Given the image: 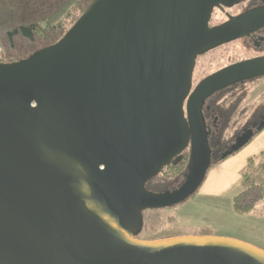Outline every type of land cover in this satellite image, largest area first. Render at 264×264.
Here are the masks:
<instances>
[{"label":"water","instance_id":"95a60500","mask_svg":"<svg viewBox=\"0 0 264 264\" xmlns=\"http://www.w3.org/2000/svg\"><path fill=\"white\" fill-rule=\"evenodd\" d=\"M240 1L92 0L54 44L0 62V264H264V250L230 237L135 236L144 210L203 183L204 101L264 75V57L246 59L191 90L196 55L243 34L232 18L209 28L213 5ZM185 150L182 181L148 191Z\"/></svg>","mask_w":264,"mask_h":264},{"label":"trees","instance_id":"16d2710c","mask_svg":"<svg viewBox=\"0 0 264 264\" xmlns=\"http://www.w3.org/2000/svg\"><path fill=\"white\" fill-rule=\"evenodd\" d=\"M91 1L92 0H0V60H5L7 58L6 62H13L27 57L37 49L54 44L65 35L69 27L87 8ZM225 92L226 91L223 93ZM219 96L215 103L219 100ZM214 107L217 112H220L223 116L226 109L224 110L221 105L217 104H214ZM235 108L236 107L231 106V109L224 116V119L221 120L219 124L221 136H223V130L227 129V125L231 122L229 119L238 114ZM249 108L252 107L249 105ZM228 115L229 118L226 120L225 118ZM260 116H264V110L257 114L254 120L260 119ZM237 133L238 132H236V134ZM220 135L216 138L219 142L218 145L220 147H225L232 138L228 137L220 141ZM213 141L212 139L211 146ZM236 151L226 153L224 156L212 157L210 167ZM187 157L188 152L185 150L179 162L176 164L170 163L168 166H165L158 175L147 180L145 183L146 189L152 192H162L171 189V186L174 185L173 182L175 183L180 176H183L187 165ZM263 201L264 151L257 155L250 156L247 159L246 166L241 173L240 190L231 198V208L234 213L245 215L254 212L257 209V205ZM209 231V228L203 227L193 233H187L179 228L167 227L157 232L151 231L142 233V238L144 240H159L186 234L209 235L211 234ZM140 235L141 231L135 236L138 237Z\"/></svg>","mask_w":264,"mask_h":264},{"label":"rangeland","instance_id":"374dc122","mask_svg":"<svg viewBox=\"0 0 264 264\" xmlns=\"http://www.w3.org/2000/svg\"><path fill=\"white\" fill-rule=\"evenodd\" d=\"M221 17L222 15L216 12L212 16L211 23L217 22ZM247 55V51L237 43L219 47L199 58L194 78L198 80L224 65L226 61H236ZM6 59L0 60V62H6ZM216 104L221 105L224 110L226 109L223 116L217 112L219 123L224 119L231 106L236 107L235 109L238 111L235 117L229 119L231 122L227 125V129L223 130V136L220 135V141L228 137L233 139L235 135H238L236 132H241L248 122L251 123L257 114L264 110V78L245 82L240 87L226 91L219 96ZM249 105L252 108H249ZM228 118L229 115L225 119L228 120ZM213 140L212 147L216 151L214 157L220 156L226 147H220L216 138ZM182 179L183 176H180L171 187L177 186ZM199 193L196 191L182 203L171 207L144 210L142 212L141 235L137 238L144 240L142 233L157 232L167 227L179 228L187 233H193L204 227L209 228V232L216 236H227L233 239L246 238L259 246H264V201L257 205V209L250 214L251 216H245L238 215L232 210V195L230 193L216 198H206ZM256 222L261 223L257 224ZM257 226L259 229L256 228Z\"/></svg>","mask_w":264,"mask_h":264},{"label":"flooded vegetation","instance_id":"af4514ba","mask_svg":"<svg viewBox=\"0 0 264 264\" xmlns=\"http://www.w3.org/2000/svg\"><path fill=\"white\" fill-rule=\"evenodd\" d=\"M220 13L222 17L215 23H211L212 16L215 13ZM232 21L237 23L234 24L237 30H240L243 34L239 37L230 39L228 41H225L223 43H220L202 53H199L195 57V64L192 71V78H191V90L197 85V83L202 80L204 77L212 74L213 72H216L228 65H231L233 63L251 59V58H257V57H264V1L263 0H241L240 2L234 3L232 5L226 6L224 4H216L212 7L211 17L208 22L209 28L218 27L220 25L226 24L228 22ZM239 25V26H238ZM232 43L240 44L245 51H247L248 55L232 62L226 61V63L213 71L207 73L200 79L194 78L195 68L199 62V58L201 56L206 55L207 53L219 48L223 47ZM264 78V75L255 76L253 78H250L248 80L243 81H236L235 83L228 85L217 92H214L211 94L205 101L202 106V114L204 118V123L206 128L209 130V143L211 147V153L214 157L216 154V151H214L213 147L211 146L212 139L217 138L220 135V123L217 120V110L214 107L215 101L219 95H221L224 91H227L229 89H234L237 87H240L245 82L248 81H255V79ZM262 119H264V116H260V119H256L252 121L251 123H247L246 126L243 127L241 132L246 127H252L256 124H258ZM238 131L237 134L241 133ZM236 136V135H235ZM233 137V139L235 138ZM230 141L228 144H226L225 150L228 148V146L231 145L233 142Z\"/></svg>","mask_w":264,"mask_h":264},{"label":"crops","instance_id":"0c3cea01","mask_svg":"<svg viewBox=\"0 0 264 264\" xmlns=\"http://www.w3.org/2000/svg\"><path fill=\"white\" fill-rule=\"evenodd\" d=\"M262 151H264V128L256 132L251 140L239 150L210 167L203 183L197 191L200 192L199 194H203L206 198H216L227 193H230V195L233 196L240 190L239 186L241 173L246 166L247 159L250 156L257 155ZM250 214L251 213L245 214V216ZM256 228L259 229L258 226ZM211 235L215 234L211 233ZM238 240L250 244L252 243V245L262 250L264 249V246H259L255 242H252L246 238H239Z\"/></svg>","mask_w":264,"mask_h":264}]
</instances>
